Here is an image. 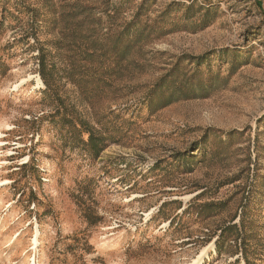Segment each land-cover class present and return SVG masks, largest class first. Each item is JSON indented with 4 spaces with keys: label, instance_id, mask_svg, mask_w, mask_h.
Returning a JSON list of instances; mask_svg holds the SVG:
<instances>
[{
    "label": "rangeland",
    "instance_id": "1",
    "mask_svg": "<svg viewBox=\"0 0 264 264\" xmlns=\"http://www.w3.org/2000/svg\"><path fill=\"white\" fill-rule=\"evenodd\" d=\"M0 264H264V0H0Z\"/></svg>",
    "mask_w": 264,
    "mask_h": 264
},
{
    "label": "trees",
    "instance_id": "2",
    "mask_svg": "<svg viewBox=\"0 0 264 264\" xmlns=\"http://www.w3.org/2000/svg\"><path fill=\"white\" fill-rule=\"evenodd\" d=\"M256 1H258V0H256ZM40 65H41V68H43V61H41V63H40ZM41 76H42V79H43V74L41 73ZM91 137H90V139H89V141H91ZM98 154V151L95 153V155H97ZM224 232V231H223ZM222 232V233H223ZM220 234V236L218 237V240L216 241V244H218L219 243V241L222 239V237H223V234ZM246 262V261H245Z\"/></svg>",
    "mask_w": 264,
    "mask_h": 264
}]
</instances>
